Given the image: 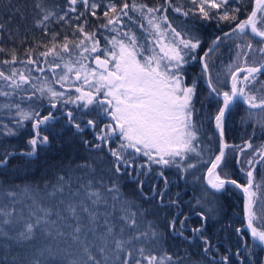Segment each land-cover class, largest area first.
I'll return each instance as SVG.
<instances>
[{"label": "snow or ice", "instance_id": "obj_1", "mask_svg": "<svg viewBox=\"0 0 264 264\" xmlns=\"http://www.w3.org/2000/svg\"><path fill=\"white\" fill-rule=\"evenodd\" d=\"M189 3L192 7L185 9L182 4L174 5L172 0H164L163 5L155 7L137 3V0L132 3L121 0L120 4L114 0L107 3L67 0L64 15L43 9L38 3L36 7L43 15L35 20L34 27L44 30V35L49 36L48 42L34 41L35 47H27L24 58L18 56L15 47L0 46V53L9 57L0 59V98H3L0 111L6 110L16 117L15 127L4 124L0 134L18 136L30 122L27 149L19 153L6 151L0 157V167L17 154L35 158L60 134L56 132L60 117L52 111L42 114L32 103H28L27 108L22 106L46 99L50 109L61 105L58 110L66 126L75 130L74 136L83 134L86 129L93 132L95 143L86 139L82 142L97 155L90 156L77 168L86 169L87 174L95 177L99 165L101 173L107 171L114 177L110 184H105L101 175L95 179V184L89 179L73 190L71 175H59L47 196L55 198L59 193L63 197L67 190L69 198L67 201L61 198L54 207L43 206L39 186L35 190L24 186L21 191L0 186V264H179L178 258L168 253L164 244L168 234L184 236L189 217L168 219L165 232L154 220L147 219L150 209L126 198L120 188L119 179L127 176L137 183L143 198L149 199L144 185L153 171L152 165L160 166L156 175L163 179L165 186L158 192L156 186H152L161 207L177 205L176 200L164 203L169 184L164 168L175 167L188 172L197 163L210 165L206 180L214 199H218L215 194L230 193L232 188L243 193L246 228L253 241L264 246V181L257 183L254 174L255 165L264 162V145L242 161L245 151L253 148L251 142L232 145L225 139L226 118L234 106L243 104L264 113V79H261L264 77V0H253V7L243 20L237 16L241 9L231 7L230 0H189ZM169 8L185 18L191 14L202 22L216 21L217 27L220 22H228L232 27L223 36L212 39L201 55L200 36L178 30L167 15ZM98 10L102 15H98ZM67 13H76L72 19L80 23L73 26L72 38L64 35L62 41H58L59 33H48L45 22L53 17L57 22L65 21ZM86 13L100 20L95 29H86L89 23ZM125 17L129 23H125ZM132 25H137L141 34H137ZM3 27L0 23V29ZM100 28L113 33L104 36L107 43L103 47L97 38ZM225 38L235 44L233 61L226 66L230 80L227 90L221 88L224 81L220 73L213 77L210 63V54L227 42ZM20 42L26 43V38ZM41 47L44 51L34 57ZM38 57L44 58L43 64ZM197 60L208 90L207 98L216 102L214 115L205 119L214 121L219 148L218 153L207 159L205 152L211 153V148L201 140L203 125L195 119L199 112L196 107L198 81L185 83L186 66ZM34 72L44 75L36 76ZM47 72L53 74L51 79ZM54 84H59L64 91L57 90ZM73 89L75 95L70 94ZM70 104L75 108L66 107ZM248 115L255 113L249 111ZM105 149L111 157L107 164L103 155ZM228 149L235 153L239 171L246 178L244 183L232 178L226 167L227 157L233 154ZM193 154L198 158L197 163L190 160ZM138 155L147 157L148 163L136 166ZM141 176L145 179H140ZM25 200L31 201L25 205L27 214L24 208L15 206ZM197 204L201 201L197 200ZM117 205L120 215L115 217ZM194 214L201 223L190 230L203 241V251L210 253L211 241L204 233L208 221L218 213L209 208ZM53 216L56 219H52ZM258 219L259 228L254 226ZM235 231L241 234L243 229ZM221 259L228 264V257Z\"/></svg>", "mask_w": 264, "mask_h": 264}, {"label": "trees", "instance_id": "obj_2", "mask_svg": "<svg viewBox=\"0 0 264 264\" xmlns=\"http://www.w3.org/2000/svg\"><path fill=\"white\" fill-rule=\"evenodd\" d=\"M101 2V0H97ZM108 0H103V3H107ZM117 4L121 3V0H114ZM132 3V0H128ZM174 5H183L184 8L192 7L189 0H172ZM40 4L43 9L53 11L58 15H64L68 7L67 0H0V23L4 25L0 29V46L11 49L15 47L17 54L21 58H24V51L27 47H35L34 41H42L47 43L49 36L44 35V30L34 27V22L40 19L43 15L41 9L36 5ZM137 3H145L150 7L163 5L164 0H137ZM231 7H239L241 11L237 14L239 20L246 18L248 12L253 7V0H230ZM79 10L83 11L80 5H77ZM19 9V12H17ZM161 13H157L160 15ZM76 13H67L65 21L57 22L53 17L50 21H46L48 33L58 32V41H62L64 35H68L72 38L73 26L80 23L72 19ZM98 15L102 13L98 10ZM136 16L137 14L133 13ZM167 15L178 30L192 32L198 34L203 41L200 54L203 50L211 44L212 39L217 35H221L226 31H230L232 25L228 22H220L217 27L216 21L211 23L202 22L196 16L190 14L189 17L177 14L168 9ZM24 17L23 19L21 17ZM86 17L89 21L86 29L92 30L100 23L94 17H91L86 13ZM138 18V17H137ZM125 23H129L127 18H124ZM146 25V21H144ZM137 34H141V29L137 25H132ZM126 30V29H125ZM111 36L113 33L107 32L105 29L100 28L97 31V38L101 41V46L106 45L104 36ZM79 36V33H77ZM12 37L13 39H10ZM26 38V43H21V39ZM223 43L218 51L210 54V63L213 67V77L216 73H220V79L224 81L221 84L223 90H227L230 87V80L226 72V66L233 61L235 55V44L227 40ZM40 51H44V48H38L34 57L38 56ZM66 55V54H65ZM9 58L3 53H0V59ZM41 64H43L44 58L38 57ZM51 59V57H49ZM17 67H23L22 65H16ZM46 70L47 66L43 65ZM7 70V68H5ZM57 69V73H59ZM36 76H43L44 73H33ZM47 75L51 79L52 73L47 72ZM193 79H197V101L196 107L199 110L195 119L198 123L203 125L201 132V140L204 144L211 148V153L205 152V158H210L212 154L218 153L219 137L214 128V121L205 119L208 115H214L216 102L208 99V90L201 77V67L199 61L187 65L185 68V83L191 84ZM264 79V77H261ZM56 87H60L59 84H54ZM75 95L74 89L70 93ZM38 95V94H37ZM3 100V98H0ZM32 103L34 107L39 108L42 114H47L48 111H52L55 115L60 117L56 122V132L60 133L55 135L53 143L39 152L35 158L23 157L20 155H14L8 158V163L5 166L0 167V186L9 188L15 191H21L24 186H28L33 190L39 186V195L43 197L41 203L45 207H54L58 202H52L48 199L47 193L52 190V186L57 182L59 175L72 177V189L79 188L81 183H86L89 179L94 180L103 175L105 184H110L113 174L105 171L101 173L99 171V165L97 166V173L95 177L87 174L86 169L77 168V165L87 160L90 156L97 155L96 152H90L85 148L83 140H89L95 143L93 132L90 129H86L83 134L73 135L74 129L66 126V121L61 111V105L58 104L57 109H50L48 101L33 100L26 102L23 107L27 108V104ZM69 109H74V105H67ZM255 113L253 116H249L248 112ZM15 114L9 115L5 111H0V133L3 132L2 126L7 124L9 127H15L14 120ZM107 122V121H105ZM264 113L259 109H248L247 106L240 104L238 107L234 106L231 114L226 118L225 126V139L229 144L243 146L245 141H250L253 145L252 149H247L241 156V160L249 158L253 151L259 149L261 145H264ZM63 127V131L61 128ZM30 132V122L25 129H22L18 136H6L0 134V157L6 151H13L19 153L27 149V138ZM212 137V139H209ZM115 146V145H113ZM229 153H233L232 149L227 150ZM105 163L107 164L111 157L107 155V150H104ZM259 157L257 156L256 159ZM191 162L197 163L198 158L193 154L190 157ZM188 161H185L187 163ZM147 157L137 156L136 166L140 164H147ZM210 165L197 163V166L188 172H182L175 167L164 168V175L167 177L169 184L167 186V192L165 194V205L169 200H176L177 205L164 206L159 205V197H154L152 192V186H156V191L164 189L163 179L156 175L160 170V166L152 165L153 171L149 173V177L146 179L144 185V193L150 198L144 199L141 195L137 183L132 181L129 177L124 176L119 179V184L124 196L130 200L136 201L144 208L150 209V213L147 219L154 220L160 228L167 232L166 221L173 216L177 219H183L184 216H188L187 230L184 232V236L168 234L165 240L164 247L168 253L172 254L175 258H178L179 264H224L222 257H228V264H264V247L257 244L250 237L248 232L243 229L241 234H238L235 229L243 228L244 222V198L243 194L232 188L230 193L215 194L214 199L213 191L209 190L205 183L204 178L207 168ZM226 167L232 176L240 183H244L246 178L239 171V166L236 164L235 153L228 156L226 159ZM132 171V169H129ZM140 179H145L141 176ZM255 179L257 183L264 181V162L260 164L255 171ZM19 186V187H17ZM99 187V185H95ZM103 191V189H102ZM65 193L68 194L66 190ZM207 193V195H206ZM259 195V194H258ZM83 196V190H81V197ZM154 197V198H153ZM197 200L201 201V204H197ZM31 202V201H30ZM111 203V201H109ZM119 205H117V213ZM209 208L216 210L217 215L213 216L208 221L205 235L211 241L210 253H205L203 248L205 247L203 241L199 240L193 235L190 229L200 226V219L194 213L196 211H207ZM111 210V209H109ZM27 211H25L26 214ZM66 215V214H65ZM120 215V213L118 214ZM211 215V213H209ZM56 217L53 216L52 219ZM117 223L119 221H116ZM260 220L258 219L254 226L260 227ZM179 227V225H177ZM187 237V239H185ZM239 253V255H237Z\"/></svg>", "mask_w": 264, "mask_h": 264}, {"label": "rangeland", "instance_id": "obj_3", "mask_svg": "<svg viewBox=\"0 0 264 264\" xmlns=\"http://www.w3.org/2000/svg\"><path fill=\"white\" fill-rule=\"evenodd\" d=\"M92 66L95 67L94 64H93ZM58 71L60 72V69H59ZM77 83H78V82H77ZM54 86H55V85H54ZM55 87H56V86H55ZM65 87H68V85H66ZM56 88H57V90H59V91H64V89H61L60 87H56ZM61 198L65 199V200L67 201V199L69 198V194L65 193L64 196L61 197L60 194L58 193L57 196H56L55 198H49V197H48V199H51L52 202H58V203H59V200H60ZM3 202H4V203H8L7 200H4ZM30 203H31L30 201L25 200L23 204H16L15 206H16L17 209L24 208V211H27V208L25 207V205L30 204ZM60 207L63 208V205H60ZM26 214H27V212H26ZM118 214H119V213L116 212V213H115V217H118V216H119ZM115 217H114V218H115ZM55 219H56V218H55Z\"/></svg>", "mask_w": 264, "mask_h": 264}, {"label": "water", "instance_id": "obj_4", "mask_svg": "<svg viewBox=\"0 0 264 264\" xmlns=\"http://www.w3.org/2000/svg\"><path fill=\"white\" fill-rule=\"evenodd\" d=\"M220 36H223V33H222V35H220ZM214 128H215V125H214ZM216 130V129H215ZM217 132V131H216ZM217 134H218V132H217ZM259 159V158H258ZM260 164H258V165H255V171H256V169H257V167L259 166ZM255 174V173H254ZM204 183H205V185H206V187L209 189V190H211V191H213L209 186H208V184H207V180H206V174H205V178H204ZM243 194V193H242ZM244 222H245V225L243 226V228L242 229H245L247 232H248V234L250 235V232H249V230L246 228V220H245V216H244ZM250 237H251V235H250ZM257 244H259V242L258 241H255ZM260 245V244H259ZM260 246H262V245H260ZM262 247H264V246H262Z\"/></svg>", "mask_w": 264, "mask_h": 264}]
</instances>
